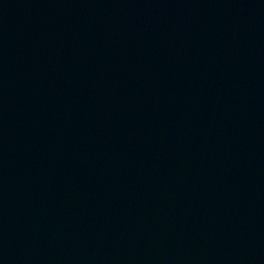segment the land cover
Masks as SVG:
<instances>
[{
  "label": "water",
  "instance_id": "95a60500",
  "mask_svg": "<svg viewBox=\"0 0 264 264\" xmlns=\"http://www.w3.org/2000/svg\"><path fill=\"white\" fill-rule=\"evenodd\" d=\"M3 264H264V101L111 206Z\"/></svg>",
  "mask_w": 264,
  "mask_h": 264
}]
</instances>
